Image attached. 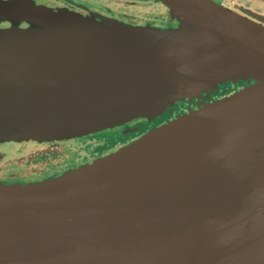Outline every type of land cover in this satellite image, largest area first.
Masks as SVG:
<instances>
[{
	"label": "water",
	"instance_id": "95a60500",
	"mask_svg": "<svg viewBox=\"0 0 264 264\" xmlns=\"http://www.w3.org/2000/svg\"><path fill=\"white\" fill-rule=\"evenodd\" d=\"M158 1L179 27L0 9L31 25L0 28V141L88 133L254 80L92 164L0 186V264H264V25L214 0Z\"/></svg>",
	"mask_w": 264,
	"mask_h": 264
},
{
	"label": "flooded vegetation",
	"instance_id": "af4514ba",
	"mask_svg": "<svg viewBox=\"0 0 264 264\" xmlns=\"http://www.w3.org/2000/svg\"><path fill=\"white\" fill-rule=\"evenodd\" d=\"M8 1V0H4ZM38 5L52 8L56 11L69 10L83 15H102L109 18L118 19L133 25H152L158 28H176L177 19L173 18L170 13L167 18L154 17L152 20H140L132 13H123L118 3L123 0H90V5H83L81 0H32ZM128 1V0H127ZM135 1L136 0H131ZM157 0H155L156 2ZM227 8L245 15L248 18L256 20L264 25V9H259L255 4L264 7V0H214ZM147 2V1H146ZM162 7L169 9L164 3L158 1ZM253 3V5H252ZM101 8H100V7ZM12 20L0 22V28H10ZM16 21V20H14ZM22 26L27 24L22 22ZM254 82H244L243 85ZM208 92L202 94L200 102L208 95ZM205 96V97H203ZM222 96V95H220ZM207 102L209 100L207 99ZM177 103V102H176ZM198 104H190L188 100L178 102L176 105L177 113L174 118L198 109ZM159 119V118H158ZM156 119L155 121H158ZM149 117H138L124 124H119L104 129L72 135L68 137L54 138H27L12 139L0 141V186L7 185H28L39 183L48 179L57 178L69 171L79 169L86 165L92 164L96 160L116 153L123 147L130 145L143 136L134 137L121 141V143L108 144L100 137L101 131H116L123 134V129L136 131L140 125L149 124ZM134 124V125H133ZM160 124V123H159ZM145 135V134H144ZM120 141V140H119ZM118 141V142H119ZM36 144V148L28 154L16 157H9L14 144Z\"/></svg>",
	"mask_w": 264,
	"mask_h": 264
},
{
	"label": "rangeland",
	"instance_id": "374dc122",
	"mask_svg": "<svg viewBox=\"0 0 264 264\" xmlns=\"http://www.w3.org/2000/svg\"><path fill=\"white\" fill-rule=\"evenodd\" d=\"M0 1H1L0 2V9L11 10L12 6L9 3H7L4 0H0ZM81 1H83L82 2L83 5H90V3H91L90 0H81ZM226 1H228V0H226ZM117 5H118V7L121 8V11L123 13H132L137 17V19L144 20V21L145 20L150 21L154 17L155 18L156 17L167 18L169 16V13H170V10L167 9L166 7H162L161 4L158 3V0L156 2H155V0H136V2L135 1L133 2L131 0H128V1L123 0L122 2L118 3ZM252 5H253V3H252ZM254 6H257V8H259V9H264L263 6L255 4V3H254ZM64 10H66V9H64ZM2 21H4V20L0 19V22H2ZM11 22H12L11 27L25 28V27L31 26L30 23H28V22H25L27 24L26 26H22L21 24L24 21H11ZM176 25H177V27H179L181 24H180V22H178ZM250 81L251 80H244V81H239V82L228 81V82L220 85L219 90L210 92L206 96V98H204L205 100H203V101L207 102V99L209 101H213V100L228 96L232 93H235L238 90L243 89L246 85L253 83V82H251V83H248L246 85H243L244 82H250ZM204 93L205 92H203L202 94H204ZM220 95H222V96H220ZM203 97H205V96H203ZM200 98L201 97L197 96L193 99L188 98V99H185L183 101L188 100V102L190 104L196 103L200 106L201 105ZM183 101H181V102H183ZM203 101H202V103H203ZM177 103L166 108L164 111H162V113H160L156 116H151L150 117L151 121H148L149 124H147L145 122V125H140V127L136 131L130 132L127 127L123 129V132H124L123 134H121V132L119 133L120 129H118L117 131L115 129V131L113 130L110 132L101 131L99 133L100 137H102L106 143L112 144L113 142L114 143H121V141H124L127 139L128 140L133 139L135 136L138 137L142 134L144 135V134L154 130L155 128L161 127V126L168 124L169 122L173 121L174 119H176L177 117L174 118V116L177 113V109H175ZM156 119H158V121H155ZM36 147L37 146L35 143H32V144H26V143L14 144V145H12V148H11L12 152L10 153L9 157L11 158V157H16V156L28 154L30 151H32Z\"/></svg>",
	"mask_w": 264,
	"mask_h": 264
},
{
	"label": "trees",
	"instance_id": "16d2710c",
	"mask_svg": "<svg viewBox=\"0 0 264 264\" xmlns=\"http://www.w3.org/2000/svg\"><path fill=\"white\" fill-rule=\"evenodd\" d=\"M48 180H50V179H48ZM46 181V180H45ZM43 182V181H42Z\"/></svg>",
	"mask_w": 264,
	"mask_h": 264
}]
</instances>
